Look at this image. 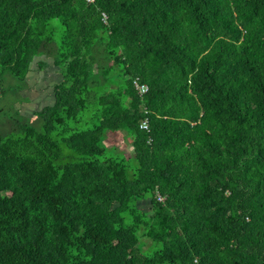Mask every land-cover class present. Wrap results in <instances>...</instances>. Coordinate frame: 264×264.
Wrapping results in <instances>:
<instances>
[{"label": "trees", "instance_id": "1", "mask_svg": "<svg viewBox=\"0 0 264 264\" xmlns=\"http://www.w3.org/2000/svg\"><path fill=\"white\" fill-rule=\"evenodd\" d=\"M6 96L0 264H264V0H0Z\"/></svg>", "mask_w": 264, "mask_h": 264}, {"label": "rangeland", "instance_id": "2", "mask_svg": "<svg viewBox=\"0 0 264 264\" xmlns=\"http://www.w3.org/2000/svg\"><path fill=\"white\" fill-rule=\"evenodd\" d=\"M45 60L49 63V66L45 69L35 71L31 73L29 76V82H16L11 77H6V81L3 83V87L7 88L9 85H11L12 89H15L16 92H12V97L9 96L11 99L14 97H20L22 94L21 89H29V86L31 85V88L28 91V94H30L32 97L34 95H37L31 102V98H22L20 97L17 102L18 106L21 108L22 112L26 113H33L38 108H42L44 105L49 104L51 102H54L55 100V84L61 82L62 80H65V77L63 76V73H61V70L58 66L54 63L53 58H50L48 56H44L43 58H40V60ZM38 63L35 64L36 67ZM24 95H26V92H24ZM6 99V101H5ZM4 101L0 103V108H3L4 105H9V99L8 96ZM22 102V103H21ZM6 103V104H5ZM9 115H4L6 117V121L8 122V118L11 113H8ZM7 125V124H6ZM1 131H4L0 128ZM122 132H116L113 133L111 137L107 139L108 143H116L121 146V149H125L128 153V155L133 154L132 148L130 144L128 143V140H126V137Z\"/></svg>", "mask_w": 264, "mask_h": 264}, {"label": "built area", "instance_id": "3", "mask_svg": "<svg viewBox=\"0 0 264 264\" xmlns=\"http://www.w3.org/2000/svg\"><path fill=\"white\" fill-rule=\"evenodd\" d=\"M91 1H93V0H91ZM138 88L140 89V91H141L142 93H145V92L148 90V88H147L146 86H138ZM146 123H147V122H144V127L146 126ZM160 199L163 200L162 197H161Z\"/></svg>", "mask_w": 264, "mask_h": 264}, {"label": "crops", "instance_id": "4", "mask_svg": "<svg viewBox=\"0 0 264 264\" xmlns=\"http://www.w3.org/2000/svg\"><path fill=\"white\" fill-rule=\"evenodd\" d=\"M26 94H28V93H26ZM37 109H38V107H37ZM113 134H110V136L109 137H111Z\"/></svg>", "mask_w": 264, "mask_h": 264}, {"label": "bare ground", "instance_id": "5", "mask_svg": "<svg viewBox=\"0 0 264 264\" xmlns=\"http://www.w3.org/2000/svg\"><path fill=\"white\" fill-rule=\"evenodd\" d=\"M149 91V90H148Z\"/></svg>", "mask_w": 264, "mask_h": 264}]
</instances>
